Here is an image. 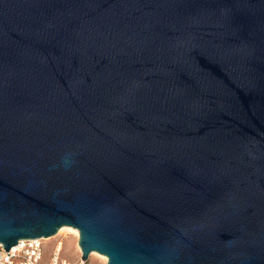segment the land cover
<instances>
[{
  "label": "water",
  "instance_id": "95a60500",
  "mask_svg": "<svg viewBox=\"0 0 264 264\" xmlns=\"http://www.w3.org/2000/svg\"><path fill=\"white\" fill-rule=\"evenodd\" d=\"M64 226L264 264V0H0V243Z\"/></svg>",
  "mask_w": 264,
  "mask_h": 264
},
{
  "label": "built area",
  "instance_id": "2783aa9c",
  "mask_svg": "<svg viewBox=\"0 0 264 264\" xmlns=\"http://www.w3.org/2000/svg\"><path fill=\"white\" fill-rule=\"evenodd\" d=\"M44 240V238L22 239L10 251L0 243V264H67V261L60 256L59 245L62 241L55 244L49 261L44 262Z\"/></svg>",
  "mask_w": 264,
  "mask_h": 264
},
{
  "label": "rangeland",
  "instance_id": "374dc122",
  "mask_svg": "<svg viewBox=\"0 0 264 264\" xmlns=\"http://www.w3.org/2000/svg\"><path fill=\"white\" fill-rule=\"evenodd\" d=\"M79 236L68 230L60 231L44 240V262L47 263L53 254L55 244L62 241V249L60 256L67 261V264H107V257L104 259L102 254L92 252L88 259H82V251L78 244Z\"/></svg>",
  "mask_w": 264,
  "mask_h": 264
},
{
  "label": "bare ground",
  "instance_id": "6f19581e",
  "mask_svg": "<svg viewBox=\"0 0 264 264\" xmlns=\"http://www.w3.org/2000/svg\"><path fill=\"white\" fill-rule=\"evenodd\" d=\"M63 230H68V231H71V232H73L77 237L79 236V232H78V230L76 229V228H74V227H71V226H64V227H62L59 231H60V233L63 231ZM45 239V238H44ZM60 246V251H61V249H62V243H61V245H59ZM95 253V252H94ZM102 257L104 258V259H106V256H104V255H102Z\"/></svg>",
  "mask_w": 264,
  "mask_h": 264
}]
</instances>
